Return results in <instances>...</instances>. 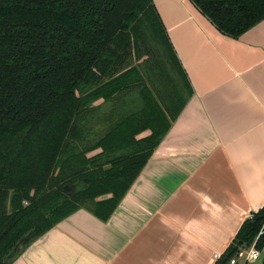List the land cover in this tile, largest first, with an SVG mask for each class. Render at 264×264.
<instances>
[{
	"label": "trees",
	"instance_id": "1",
	"mask_svg": "<svg viewBox=\"0 0 264 264\" xmlns=\"http://www.w3.org/2000/svg\"><path fill=\"white\" fill-rule=\"evenodd\" d=\"M190 1L231 38L264 20V0ZM169 63L179 64L152 0H0V264L80 207L112 213L181 109L144 85ZM135 87L140 106L122 114L117 95ZM263 223L264 205L213 264L261 251Z\"/></svg>",
	"mask_w": 264,
	"mask_h": 264
},
{
	"label": "crops",
	"instance_id": "2",
	"mask_svg": "<svg viewBox=\"0 0 264 264\" xmlns=\"http://www.w3.org/2000/svg\"><path fill=\"white\" fill-rule=\"evenodd\" d=\"M152 1L179 64L145 85L181 109L106 219L80 207L10 264H213L264 205V20L231 38L190 0Z\"/></svg>",
	"mask_w": 264,
	"mask_h": 264
},
{
	"label": "built area",
	"instance_id": "3",
	"mask_svg": "<svg viewBox=\"0 0 264 264\" xmlns=\"http://www.w3.org/2000/svg\"><path fill=\"white\" fill-rule=\"evenodd\" d=\"M251 218V215H249ZM222 253H214L213 259L218 260ZM261 251L251 244L249 247H240L226 264H254L260 259Z\"/></svg>",
	"mask_w": 264,
	"mask_h": 264
},
{
	"label": "rangeland",
	"instance_id": "4",
	"mask_svg": "<svg viewBox=\"0 0 264 264\" xmlns=\"http://www.w3.org/2000/svg\"><path fill=\"white\" fill-rule=\"evenodd\" d=\"M151 46H150V50H155L157 47H158V43L157 42H151ZM159 56V55H158ZM141 73H142V71H141ZM144 84V83H143ZM145 85V84H144ZM136 89H138V87H136ZM140 91H143V87H141V88H139V92ZM139 96H141V94H139ZM126 99V101H125V104L124 105H119V107L120 108H122L123 106H125L126 105V103H127V98H125ZM135 100V98L133 97L132 98V101H134ZM115 102V101H114ZM128 104V103H127ZM110 105L111 104H105L102 108H101V112H107L109 109H110ZM129 105V104H128ZM127 105V107H126V110H122L121 109V113L122 114H124V113H126V112H128V110H129V108H130V105L128 106ZM165 105V104H164ZM168 105V104H167ZM123 109H125V108H123ZM120 113V112H119ZM122 114H120V115H122ZM101 122V121H100ZM102 123V122H101ZM264 224V223H263ZM263 226V225H262ZM263 257H264V247H263V249L261 250V255H260V259L256 262V263H254V264H262V259H263Z\"/></svg>",
	"mask_w": 264,
	"mask_h": 264
},
{
	"label": "water",
	"instance_id": "5",
	"mask_svg": "<svg viewBox=\"0 0 264 264\" xmlns=\"http://www.w3.org/2000/svg\"><path fill=\"white\" fill-rule=\"evenodd\" d=\"M61 190L64 193H69L72 190V186L70 184L66 183V184L61 186Z\"/></svg>",
	"mask_w": 264,
	"mask_h": 264
}]
</instances>
